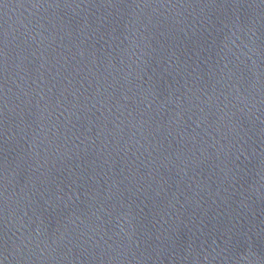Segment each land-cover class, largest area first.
<instances>
[{
	"label": "water",
	"instance_id": "1",
	"mask_svg": "<svg viewBox=\"0 0 264 264\" xmlns=\"http://www.w3.org/2000/svg\"><path fill=\"white\" fill-rule=\"evenodd\" d=\"M0 264H264V0H0Z\"/></svg>",
	"mask_w": 264,
	"mask_h": 264
}]
</instances>
